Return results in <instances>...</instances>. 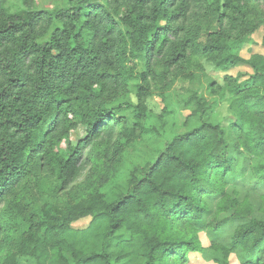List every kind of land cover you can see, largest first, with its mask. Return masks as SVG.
<instances>
[{
  "label": "trees",
  "instance_id": "obj_1",
  "mask_svg": "<svg viewBox=\"0 0 264 264\" xmlns=\"http://www.w3.org/2000/svg\"><path fill=\"white\" fill-rule=\"evenodd\" d=\"M9 1L0 0V264H18L19 255L35 264H188L189 251L216 264H230L231 255L264 264L260 54L248 61L255 73L247 82L225 77L228 126L210 121L218 104L193 94L186 107L197 125L153 162L125 184L38 209L20 243L9 240L17 195L30 179L46 174L65 190L96 150L121 156L127 128L118 109L130 89L139 102L136 130L144 132L156 77L201 58L223 71L244 62L240 50L257 17L264 21V0H68L52 10L22 0L24 11ZM211 87L225 99L216 82ZM80 126L86 138L59 153L56 146ZM89 216L87 228L73 226ZM200 232L209 247L196 240Z\"/></svg>",
  "mask_w": 264,
  "mask_h": 264
},
{
  "label": "rangeland",
  "instance_id": "obj_2",
  "mask_svg": "<svg viewBox=\"0 0 264 264\" xmlns=\"http://www.w3.org/2000/svg\"><path fill=\"white\" fill-rule=\"evenodd\" d=\"M34 5L38 9L52 10L58 7H67L68 0H34ZM8 6L13 11L26 10L27 6L22 0H10ZM258 11L262 8H257ZM258 27L250 37V40L244 44L240 50V55L244 62L228 69L220 70L207 58H201L197 61V66H191L181 72L172 70L169 74H161L152 81L151 95L146 99L145 113L147 116L145 131L136 130L138 114V98L133 90L130 89L129 96L125 101L116 103L114 107L118 109L119 115L125 118V134L122 136L124 149L121 156H113L111 148L104 147L101 151L96 150L95 159L92 160L85 171L78 179L70 184L65 190L60 189V185L55 178L46 174H40L38 177L30 179L27 185L23 186L21 192L16 198V211L11 219L12 238L9 240L15 245L21 241L20 233L24 228V223L28 217L38 209H45L53 202L60 205L79 200L88 196L90 191H103L112 189L118 184H125L129 175L134 170H140L149 162H153L158 155L164 150L166 145L174 138L180 137L193 129L197 125L196 118L192 117L191 110L186 107V101L193 94H198L213 105L210 121L214 124L228 126L233 121V115L229 110V101L226 90L227 86L225 77L232 76L239 83L247 82L255 73L253 67L248 63L252 55L260 54L264 57V21L257 17ZM137 69L142 65L135 63ZM216 82L218 87L225 91V99L220 95L222 92L215 94L211 87L212 82ZM126 103L132 105L128 107ZM87 132L85 127H78L71 130L70 135L63 139L57 146L56 150L64 155L70 153V148L86 138ZM108 149V150H106ZM106 150V151H105ZM230 149L225 150L224 156L229 155ZM6 205V204H5ZM92 218H83L73 223L77 229H85L89 226ZM17 225H16V224ZM21 223V228L18 226ZM23 223V224H22ZM4 239V237H3ZM5 240V239H4ZM202 247H209L211 241L205 232L197 234L196 239ZM8 240L5 247L7 250ZM188 264H216L203 257L202 254L189 251L187 253ZM18 264H35L33 258L19 255ZM230 264H241L236 255L230 256Z\"/></svg>",
  "mask_w": 264,
  "mask_h": 264
}]
</instances>
